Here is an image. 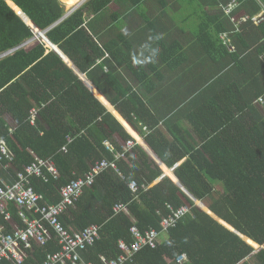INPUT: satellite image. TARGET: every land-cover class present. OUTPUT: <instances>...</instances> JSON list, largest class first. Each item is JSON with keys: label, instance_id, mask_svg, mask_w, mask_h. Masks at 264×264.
Returning a JSON list of instances; mask_svg holds the SVG:
<instances>
[{"label": "trees", "instance_id": "obj_1", "mask_svg": "<svg viewBox=\"0 0 264 264\" xmlns=\"http://www.w3.org/2000/svg\"><path fill=\"white\" fill-rule=\"evenodd\" d=\"M78 1L70 0L68 5ZM231 1L208 0L211 12L207 16L198 12L200 4L194 1L192 16L197 23L190 44L184 48L179 42L160 40L164 67L151 76L130 46L125 53L118 41H104L105 25L102 34L96 31L111 0H85L67 15L60 0H0V53L25 43L0 59V141L12 156L13 170H22L34 155L51 159L58 176H31L30 184L42 194V203L52 204L60 199V187L97 161L105 159L115 165L97 175L59 218L64 227L75 230L100 226V237L81 251L85 261L101 264V256L117 258L118 242L131 241L132 225L160 230L168 204L187 206L189 212L165 232L155 248H142L125 264H239L253 252L249 244L263 245L254 258L264 264V17L258 23L251 19L263 9L264 0H235L237 6L226 14L222 7ZM9 6L17 12L20 9L28 21ZM241 7L250 16L235 26L230 17L237 16ZM39 31L86 75L124 119L118 116L128 132L136 139L141 136L164 166L173 168L174 176L207 213L168 176L151 185L163 174L158 164L55 51L40 39L31 40ZM224 32L234 50L220 37ZM124 69L152 94L150 98L124 82ZM173 69L174 76L165 73ZM34 107L40 119L32 124ZM175 118L190 125V130L178 128L189 141L168 126L172 141L154 129L160 121L167 125ZM129 140L132 148L116 159L114 153L123 152ZM10 173L14 174L11 169ZM130 181L137 184L134 193L128 187ZM116 203L126 204L128 214H114ZM7 210L19 221L13 203ZM209 214L252 243L247 244ZM58 250L53 234L44 244L27 250L21 264H37ZM182 254L187 260L177 262ZM0 264L17 263L3 258Z\"/></svg>", "mask_w": 264, "mask_h": 264}, {"label": "built area", "instance_id": "obj_2", "mask_svg": "<svg viewBox=\"0 0 264 264\" xmlns=\"http://www.w3.org/2000/svg\"><path fill=\"white\" fill-rule=\"evenodd\" d=\"M85 0L79 3L81 5ZM237 2L232 0L223 6L224 13L229 14L237 6ZM264 17L263 11L251 17L254 23H258ZM231 18V17H230ZM248 19V16L242 15L238 18H232L234 25L238 26L241 22ZM36 39H40L47 45V38L44 32L39 31L34 35ZM225 44H228L230 50L234 47L230 44L227 33L220 36ZM14 50H8L0 53V59L10 54ZM259 101L262 103L261 98ZM30 122L33 124L35 118H39V112L36 107L30 111ZM71 139L68 138V141ZM107 149L113 151V147L105 142ZM133 141L129 140L123 145V152H115L116 159L124 157V152L130 150ZM65 152V146L62 147ZM12 156L3 142L0 141V217L3 224L0 223V261L3 258L12 259L17 264H21L26 257L27 250H32L34 245H42L55 235L59 250L54 253H48L45 259L37 264H96L95 262H87L81 256V251L86 246L91 245L100 237V226L91 224L81 230L66 228L59 220L60 216L81 196L83 189L91 187L94 179L103 170L108 167L115 169L113 162L105 159L97 161L87 172L76 179L71 180L59 189V201L52 204L42 203V194L36 192L30 184V177L37 176L45 178V174L49 173L53 177L58 176L54 163L51 159H42L34 155L33 161L24 166L22 170L15 171L12 168ZM10 169L14 173H10ZM4 172L7 177L4 176ZM145 187V185H142ZM129 189L134 193L137 189L135 181L128 183ZM146 188V187H145ZM13 203L17 207V217L15 220L9 210L8 204ZM168 213L162 216L159 226L160 230L148 228L140 230L138 226L132 225L129 228L131 237L130 242L119 240L118 248L120 254L115 259L108 260L101 256V264H125L126 261L132 260L133 256L142 248H155L161 232H167L170 228L176 226L177 222L189 212L187 206L173 208L166 205ZM114 214H128L127 205L116 203L112 207ZM186 255L182 254L176 261H186Z\"/></svg>", "mask_w": 264, "mask_h": 264}, {"label": "crops", "instance_id": "obj_3", "mask_svg": "<svg viewBox=\"0 0 264 264\" xmlns=\"http://www.w3.org/2000/svg\"><path fill=\"white\" fill-rule=\"evenodd\" d=\"M60 1L64 4L65 11L72 10L73 8L76 9L79 6V4H78L79 2H77L74 5H68L66 1H64V0H60ZM194 1L198 5L200 4L199 10H198V12H200V14H202V15L205 14L206 16L209 15V13L211 11H210V7L208 5V0H179V1H177V0H111V2L106 6L103 14L101 15V20L95 26V29L97 32L100 33L101 27H103L105 25L106 31L104 34V41L105 42H112L114 44L118 41L119 44H121L124 47L125 53L127 51L128 46H130L132 54L145 67L146 73L148 75L152 76L153 74L156 73V71H157L156 69L160 70V69H163V67H164L163 63L161 62L160 57H159V52H160L159 41L160 40H163L167 44H174V42H179V43L183 44L184 48H186V46L190 44V40L192 39V30L194 29L195 23H197L196 22L197 18L192 16V14L194 12V10H193L194 4H195ZM165 2H167V3L164 4ZM75 5H77V6L73 7ZM248 11H250V10H248ZM262 11H263V9H261L259 13H261ZM238 13L239 14L237 16H242V15L250 16L249 12L246 11V7L239 9ZM259 13L256 12L252 15L254 16V15H257ZM190 14H191V16L188 17ZM237 16H235L234 19H236ZM90 17H91V15H90ZM232 18H233V16L230 18L231 22H232ZM100 34H102V33H100ZM119 36L122 37L121 41L119 40ZM45 47L48 48L46 45H45ZM49 50H51V49H49ZM66 58L68 59L67 56H66ZM68 60L70 61V59H68ZM165 73H167V75L174 76L175 70L174 69L172 71L167 70V71H165ZM122 75L125 79L124 82L130 83L131 86L134 87L135 90H137L139 88V89H141L142 93L146 94L147 97L150 98L152 96V94L150 92H146V91H144V89H142L140 83H138L137 81H134V78H133V75L131 72L124 69V71L122 72ZM85 77H86V75H85ZM86 79L90 83L92 90H94V89L97 90L95 88V86L91 83V81L88 80L87 77H86ZM89 91H90V89H89ZM98 93L101 96H103L99 91H98ZM103 98L106 100V98L104 96H103ZM161 103L164 106V103L162 101H161ZM161 103L154 102L153 104H155L156 107L160 108ZM118 115H119V113H118ZM175 119H177V118H175ZM138 124H140V123H138ZM167 126L170 129H173L175 132H178V128H184V129L190 130L189 129L190 125L186 122V120H184L182 118H178L177 120H175V122H171L170 124H167V125L163 121H160L158 123V125H156V127L154 126V129L155 128L160 129L161 133H163L164 136H166V138H168L170 141L174 140V137L169 132V129ZM139 127L144 133L149 132L148 129L145 128V126H139ZM124 128H125V126H124ZM149 130H150V128H149ZM126 131L128 132L127 129H126ZM178 133H179L178 134L179 136H181V135L184 136L188 141L191 139L185 132H178ZM193 136L196 139V135L194 134ZM139 137H140L141 141H138L136 138H134L132 136V138L135 140V142L140 144L144 149H145V147L149 148V146L143 141L142 137L141 136H139ZM153 139H155L154 136H153ZM179 148H180V146H179ZM152 153L157 157V155L153 151H152ZM151 158L158 164V166L160 167V169L163 172L162 166L152 156H151ZM184 160H185V158H183L181 161L176 163L175 166H178ZM159 161H160V159H159ZM161 164L165 165L162 162H161ZM164 176H167V175H161L151 185L157 183ZM218 222L220 224H222L223 226H225L226 228H228L229 230L233 231L234 228L232 226H230L229 224H227L222 219H221V221H218ZM228 226H230V227H228ZM237 235L242 240H244L247 244H249L243 238V236L245 238H248L247 236H245L241 233H239ZM165 236H166L165 233H161L159 236V242H161L165 238ZM249 245L253 248V252L250 255H248L245 259H243L240 263L246 262L248 264H257V260L254 258V254L257 251H259L263 247V245H259V244H257V246H253L251 244H249ZM166 260L169 261L168 258H166Z\"/></svg>", "mask_w": 264, "mask_h": 264}, {"label": "water", "instance_id": "obj_4", "mask_svg": "<svg viewBox=\"0 0 264 264\" xmlns=\"http://www.w3.org/2000/svg\"><path fill=\"white\" fill-rule=\"evenodd\" d=\"M6 2V1H5ZM7 3V2H6ZM8 4V3H7ZM9 5V4H8ZM77 6V5H76ZM76 6H73V7H76ZM10 7V6H9ZM11 8V7H10ZM12 9V8H11ZM17 15H19L25 22H27L28 21V17L19 9V11L17 12V11H15L14 9H12ZM72 10H74V8L72 9ZM72 10H67L66 11V14L65 15H67V14H69ZM47 41H48V43L50 44V46L49 45H46V46H48L51 50H53V51H55L61 58H62V60L65 62V64L68 66V67H70L72 70H73V72L87 85V87L90 89V91L92 92V87H91V85H90V83L87 81V79H86V77H85V75L83 74V73H81L72 63H70L69 62V60L67 61L66 59H65V56L63 55V53L57 48V46H55L54 44H52L48 39H47ZM24 44H21V45H19V46H17L16 48H14V49H12V50H16V49H18V48H21L22 46H23ZM92 94H93V92H92ZM94 95V94H93ZM105 107H106V109L109 111V112H111L119 121H120V119L118 118V113H117V116L114 114L116 111L115 110H113V111H111L110 109H109V107L107 106V105H105L96 95H94ZM109 104V103H108ZM109 106L110 107H112L110 104H109ZM113 108V107H112ZM114 109V108H113ZM121 117V116H120ZM123 120V119H122ZM121 122V121H120ZM145 150L161 165V162L159 161V159L152 153V151L149 149V148H147V147H145ZM171 172H172V170H173V168H170L169 169ZM162 175H166V173L165 172H163V174ZM168 176V175H167ZM170 177V176H169ZM171 178V177H170ZM172 179V181H174L183 191H184V193L194 202V204L199 208V209H201V210H203L196 202H200V201H198L194 196H192L184 187H183V185L178 181V179L175 177V179H173V178H171ZM201 203V202H200ZM202 204V203H201ZM204 211V210H203ZM210 216H212L211 214H209ZM214 219H216V220H218V221H221V219L220 218H218L217 216L216 217H214V216H212ZM233 231L235 232V233H237V234H239L237 231H235L234 229H233Z\"/></svg>", "mask_w": 264, "mask_h": 264}, {"label": "bare ground", "instance_id": "obj_5", "mask_svg": "<svg viewBox=\"0 0 264 264\" xmlns=\"http://www.w3.org/2000/svg\"><path fill=\"white\" fill-rule=\"evenodd\" d=\"M64 1H66L67 2V4H69V0H64ZM63 1V2H64ZM65 3V2H64ZM47 45H49L50 46V44L47 42ZM65 59L68 61V59L66 58V56H65ZM70 62V61H69ZM71 63V62H70ZM93 91V93L105 104V105H107L108 107H109V109L111 110V108H110V106H109V104H108V102L98 93V91H96L95 89L94 90H92ZM140 140V138H137V140ZM141 141V140H140ZM161 166H162V169H163V172H165L166 173V175H168V176H170L171 178H173V179H175V176H174V174L168 169V168H166L163 164H161ZM199 201V200H198ZM201 207V206H200ZM203 209V208H202ZM204 210V209H203ZM205 211V210H204ZM206 212V211H205ZM207 213V212H206Z\"/></svg>", "mask_w": 264, "mask_h": 264}, {"label": "rangeland", "instance_id": "obj_6", "mask_svg": "<svg viewBox=\"0 0 264 264\" xmlns=\"http://www.w3.org/2000/svg\"><path fill=\"white\" fill-rule=\"evenodd\" d=\"M82 1H83V0H79L78 2L80 3V2H82ZM79 3H78V4H79ZM78 4H77V5H78ZM75 6H76V5H75ZM237 18H238V17H237ZM33 39H36V38L33 37L31 40H33ZM31 40L27 41L26 44H27V43L29 44ZM24 44H25V43H24ZM45 45H46V44H45ZM47 47H48V46H47ZM48 49H50V48L48 47ZM96 91H97V90H96ZM102 97H103V96H102ZM262 110L264 111V107H262ZM4 117H5L6 121H7V123L13 126V121H12V119L9 117V115L5 114ZM138 141H140V140L138 139Z\"/></svg>", "mask_w": 264, "mask_h": 264}, {"label": "snow or ice", "instance_id": "obj_7", "mask_svg": "<svg viewBox=\"0 0 264 264\" xmlns=\"http://www.w3.org/2000/svg\"><path fill=\"white\" fill-rule=\"evenodd\" d=\"M249 243H252L251 241H249Z\"/></svg>", "mask_w": 264, "mask_h": 264}]
</instances>
